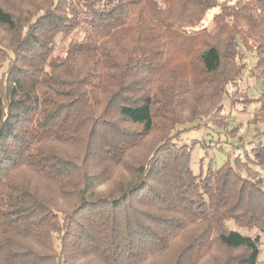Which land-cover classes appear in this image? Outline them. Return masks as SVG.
Segmentation results:
<instances>
[{
    "label": "trees",
    "instance_id": "16d2710c",
    "mask_svg": "<svg viewBox=\"0 0 264 264\" xmlns=\"http://www.w3.org/2000/svg\"><path fill=\"white\" fill-rule=\"evenodd\" d=\"M243 50L264 85V0H0V264H264V158L179 142L247 110Z\"/></svg>",
    "mask_w": 264,
    "mask_h": 264
},
{
    "label": "rangeland",
    "instance_id": "374dc122",
    "mask_svg": "<svg viewBox=\"0 0 264 264\" xmlns=\"http://www.w3.org/2000/svg\"><path fill=\"white\" fill-rule=\"evenodd\" d=\"M216 12H218V9L210 10L201 26L211 28L214 24L213 17ZM65 44L66 41L59 37L56 44V53H60ZM243 62L246 67L240 81L241 92H245L247 97L253 99L247 110L242 107V104L230 105L226 96L223 100L225 109L218 118L219 120L223 119V126L214 125L210 120H207L200 129H192L181 135L180 143H190L194 139L202 141L194 147L192 152L191 168L195 174L205 175L211 161L215 168H220L225 163H232L238 154L244 156V150H248V154L252 159H257L258 155L264 158V150H251L252 146L260 142L264 144V135L256 134L258 130L260 132L264 131V119L259 122L253 119L254 113L261 112V106H264V85L259 81L256 72L253 70L256 62L255 55L243 50ZM259 97L262 100H257ZM234 126L239 127V134L232 139L239 146L235 150L227 142V139L230 138L227 132ZM229 225L237 229L232 222H229Z\"/></svg>",
    "mask_w": 264,
    "mask_h": 264
}]
</instances>
